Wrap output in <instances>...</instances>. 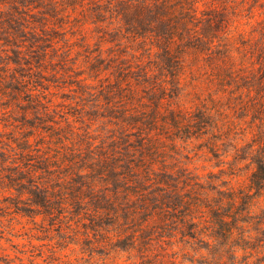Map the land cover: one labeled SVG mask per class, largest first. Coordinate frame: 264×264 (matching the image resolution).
<instances>
[{
	"label": "trees",
	"instance_id": "1",
	"mask_svg": "<svg viewBox=\"0 0 264 264\" xmlns=\"http://www.w3.org/2000/svg\"><path fill=\"white\" fill-rule=\"evenodd\" d=\"M91 2L101 35L82 36V61L0 11V211L59 237L28 264H74L56 253L70 243L102 264H181L200 246L223 263L264 233V0ZM64 88L77 107L60 114ZM201 156L204 177L183 161Z\"/></svg>",
	"mask_w": 264,
	"mask_h": 264
},
{
	"label": "rangeland",
	"instance_id": "2",
	"mask_svg": "<svg viewBox=\"0 0 264 264\" xmlns=\"http://www.w3.org/2000/svg\"><path fill=\"white\" fill-rule=\"evenodd\" d=\"M21 3V7H29L30 15L28 17L21 16V10H17V6L13 4L0 5V11L3 12L6 20H9L12 23V26L19 28L21 24L28 25L29 20L35 21L36 27H38L37 32L40 35L45 37H55V40L58 42L55 44L57 47H61L58 52H62L69 48L67 45L70 42H73L71 48V56H76V51H79L78 61H82L86 55L85 47L79 45L84 44L82 36L87 37V42H89L90 48H93V43L96 41L97 37L101 35L100 26L101 23L95 21L98 17V12L96 7L92 4L93 0H65L67 1V13H62L58 9L54 10L53 4L49 0H36V3L31 0H18ZM59 1V0H57ZM84 3L83 7L79 5ZM35 5L42 6V11L49 13L47 20H42V16L39 11L33 8ZM24 19V21L22 20ZM29 32V36L33 37V31L31 29V24L26 29ZM72 33V35H71ZM255 35L257 33L255 32ZM53 52L51 50H48ZM73 65L72 67H75ZM85 68L82 66V69ZM86 73V72H84ZM76 78L72 76L71 79ZM57 85H65L62 82ZM55 94L52 97L53 101L57 103H65L66 108H57V111L60 114L72 108V111L76 109V103L72 99V93L67 89H53ZM68 97V98H67ZM70 104V105H68ZM70 108V109H71ZM58 117V116H57ZM63 117V116H62ZM61 119H65L68 116H64ZM83 118V119H82ZM79 120L76 122L77 126H82L86 128V115H83L79 112H75L74 116L69 117V121ZM99 125V123L97 122ZM195 144V142H194ZM193 146V145H191ZM194 148V147H193ZM194 151L189 154L192 155ZM186 154L187 151H184ZM184 166L193 174L204 177L210 171L215 169L212 167L213 164L205 160L203 156L196 158L194 157L190 162L188 160H183ZM1 206V204H0ZM45 225L41 224L40 218L36 217L32 220L31 217L27 216H18L10 213H2L0 211V260L2 259H12V264H20L19 260L14 259L15 256L22 257V263L28 264L27 255H30V251L33 250V254L38 253L35 251L37 249L42 250V259L49 254V250L54 246L56 237H58L55 232L48 233L44 230ZM254 229L257 227L253 225ZM258 231V230H256ZM259 232V231H258ZM252 240L247 242L248 245L235 248L234 251L230 249L229 255H224V262H214L209 259H206L205 264H264V233H256L255 231L251 232ZM59 238V237H58ZM59 242V241H58ZM33 248H31V246ZM200 246L197 250L193 251L190 248H185L183 253L188 255L184 256L182 259L184 262L181 264H203L201 261L200 255L205 257L207 256L205 250ZM25 251L26 254L22 255L18 251ZM57 255L62 257L65 255L66 258L73 260L74 264H102L101 258L95 256L93 259L88 260L89 255L86 251H83L80 246L75 244H68L65 248L57 249ZM220 251H218L219 253ZM196 253V254H194ZM126 254H123L122 258L124 259ZM199 257L200 261L198 263H190L189 260ZM63 258V259H66ZM122 260V259H119ZM39 264H44L40 259L36 260Z\"/></svg>",
	"mask_w": 264,
	"mask_h": 264
}]
</instances>
